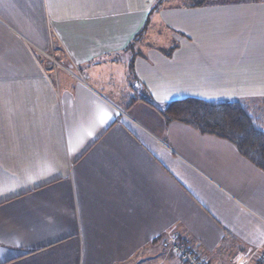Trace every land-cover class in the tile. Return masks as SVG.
Masks as SVG:
<instances>
[{
    "label": "crops",
    "instance_id": "obj_1",
    "mask_svg": "<svg viewBox=\"0 0 264 264\" xmlns=\"http://www.w3.org/2000/svg\"><path fill=\"white\" fill-rule=\"evenodd\" d=\"M158 1L0 0V264L263 259L264 172L159 110L264 107V0Z\"/></svg>",
    "mask_w": 264,
    "mask_h": 264
},
{
    "label": "trees",
    "instance_id": "obj_2",
    "mask_svg": "<svg viewBox=\"0 0 264 264\" xmlns=\"http://www.w3.org/2000/svg\"><path fill=\"white\" fill-rule=\"evenodd\" d=\"M182 1L192 7H200L214 0ZM164 2L165 0L158 1L151 12L160 10ZM149 26L148 19L140 31L139 37L147 32ZM173 51L174 49L170 51L169 55ZM159 113L169 124L181 123L203 135L228 141L242 157L264 172V110L244 102H212L186 98L173 101L163 110H159ZM181 242L188 245L183 241Z\"/></svg>",
    "mask_w": 264,
    "mask_h": 264
},
{
    "label": "built area",
    "instance_id": "obj_3",
    "mask_svg": "<svg viewBox=\"0 0 264 264\" xmlns=\"http://www.w3.org/2000/svg\"><path fill=\"white\" fill-rule=\"evenodd\" d=\"M87 78L86 75H80L78 77L83 83L87 82ZM171 249L181 264H206L205 260L196 249L182 243L176 236L172 238ZM259 264H264V257Z\"/></svg>",
    "mask_w": 264,
    "mask_h": 264
},
{
    "label": "rangeland",
    "instance_id": "obj_4",
    "mask_svg": "<svg viewBox=\"0 0 264 264\" xmlns=\"http://www.w3.org/2000/svg\"><path fill=\"white\" fill-rule=\"evenodd\" d=\"M52 59H53V60H52L53 62L58 63V62L55 60L54 56H53ZM80 75H83V74L78 73L75 77H76V79H77L80 83H83L82 81H80V80L78 79V77H79ZM83 84H86V83H83ZM262 109L264 110V107H262ZM197 251H198V250H197ZM198 252H199V251H198Z\"/></svg>",
    "mask_w": 264,
    "mask_h": 264
},
{
    "label": "snow or ice",
    "instance_id": "obj_5",
    "mask_svg": "<svg viewBox=\"0 0 264 264\" xmlns=\"http://www.w3.org/2000/svg\"><path fill=\"white\" fill-rule=\"evenodd\" d=\"M105 117H107V114H105Z\"/></svg>",
    "mask_w": 264,
    "mask_h": 264
}]
</instances>
